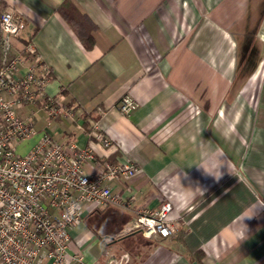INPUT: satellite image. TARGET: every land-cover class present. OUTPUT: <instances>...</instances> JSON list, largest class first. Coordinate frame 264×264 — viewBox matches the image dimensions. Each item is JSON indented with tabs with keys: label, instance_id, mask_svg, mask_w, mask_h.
<instances>
[{
	"label": "crops",
	"instance_id": "obj_1",
	"mask_svg": "<svg viewBox=\"0 0 264 264\" xmlns=\"http://www.w3.org/2000/svg\"><path fill=\"white\" fill-rule=\"evenodd\" d=\"M65 3L85 19L91 48L60 16ZM0 5L26 21L58 109L54 118L39 106L18 110L36 131L29 142L47 133L139 168L111 184L133 198L127 207L84 206L69 255L87 264H104L106 253L128 254L126 264H264V0ZM125 95L136 103L128 116L118 111ZM165 201L172 237L118 236L139 211Z\"/></svg>",
	"mask_w": 264,
	"mask_h": 264
},
{
	"label": "built area",
	"instance_id": "obj_2",
	"mask_svg": "<svg viewBox=\"0 0 264 264\" xmlns=\"http://www.w3.org/2000/svg\"><path fill=\"white\" fill-rule=\"evenodd\" d=\"M47 74L24 18L0 5V264H87L81 254H68L70 231L81 224L84 206L124 208L133 200L111 191L113 182L139 173L127 160L110 164L90 148L63 145L47 133L25 156L17 154L18 146L36 135L19 109L39 106L47 117L57 115L56 102L45 94ZM135 108L125 95L118 111L128 116ZM96 139L103 148L111 145L101 134ZM87 166L94 172H86ZM171 210L167 201L154 211L141 210L118 236L138 232L146 240L172 237L177 228L168 218ZM106 256L104 264H126L129 258Z\"/></svg>",
	"mask_w": 264,
	"mask_h": 264
},
{
	"label": "trees",
	"instance_id": "obj_3",
	"mask_svg": "<svg viewBox=\"0 0 264 264\" xmlns=\"http://www.w3.org/2000/svg\"><path fill=\"white\" fill-rule=\"evenodd\" d=\"M60 16L69 25L75 35H77L84 47L87 49L91 48L93 38L91 36V30H88L84 21L85 19L69 3H65L60 8Z\"/></svg>",
	"mask_w": 264,
	"mask_h": 264
},
{
	"label": "rangeland",
	"instance_id": "obj_4",
	"mask_svg": "<svg viewBox=\"0 0 264 264\" xmlns=\"http://www.w3.org/2000/svg\"><path fill=\"white\" fill-rule=\"evenodd\" d=\"M26 108H28V107H26ZM31 147H32L31 142H26L24 144H21L17 148V154L20 156H25Z\"/></svg>",
	"mask_w": 264,
	"mask_h": 264
},
{
	"label": "clouds",
	"instance_id": "obj_5",
	"mask_svg": "<svg viewBox=\"0 0 264 264\" xmlns=\"http://www.w3.org/2000/svg\"><path fill=\"white\" fill-rule=\"evenodd\" d=\"M210 174V173H209ZM221 176V175H220ZM220 176H214L216 179H219L220 178Z\"/></svg>",
	"mask_w": 264,
	"mask_h": 264
}]
</instances>
